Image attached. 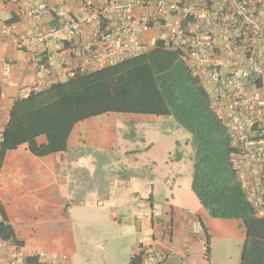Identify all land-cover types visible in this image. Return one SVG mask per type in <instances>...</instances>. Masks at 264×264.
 <instances>
[{"label":"crops","instance_id":"0c3cea01","mask_svg":"<svg viewBox=\"0 0 264 264\" xmlns=\"http://www.w3.org/2000/svg\"><path fill=\"white\" fill-rule=\"evenodd\" d=\"M46 1L63 19L75 8L66 0ZM16 10L15 4H8L2 13L3 22L12 30L7 36L0 35V114L5 121L16 99L27 96L35 76L29 53L16 48L15 37L50 32L56 24L51 17L45 21L21 19ZM158 34L153 30L147 39ZM45 46H36L34 54L52 60L50 45ZM9 61L18 68L3 82L2 71ZM151 120L164 123L149 128L141 125ZM139 131H145L144 136L155 132L158 136L146 142L144 155L135 156L137 162L151 163L159 171L149 181L150 190L142 195L134 187L139 176L109 181L103 190H70L72 179L64 152L35 157L27 144L6 152L0 166V205L21 245L0 239V264H9L18 252L24 258L37 252L52 253L68 264H131L138 241L151 233L167 251L163 264H240L246 230L240 220L212 218L199 203L191 190V137L172 117L103 114L77 123L67 147L132 151ZM36 142L43 145L47 141L40 136ZM159 142L167 149L159 150ZM178 152L180 156L175 157ZM135 196L149 197L158 205L161 215L153 228L146 220L133 217ZM168 224L172 234L166 238L163 231Z\"/></svg>","mask_w":264,"mask_h":264},{"label":"built area","instance_id":"2783aa9c","mask_svg":"<svg viewBox=\"0 0 264 264\" xmlns=\"http://www.w3.org/2000/svg\"><path fill=\"white\" fill-rule=\"evenodd\" d=\"M66 1L75 8L63 19L46 0H0L2 36L12 33L2 20L8 4L17 6L21 19L56 20L50 32L15 37L16 48L29 53L35 67L28 91L114 67L159 43L178 55L208 94L209 106L235 148L230 163L241 189L255 216L264 218V0ZM153 30L158 36L147 39ZM47 44L52 60L34 54L36 46ZM16 68L15 62H6L1 80L7 81ZM7 122L0 114V143ZM132 214L151 229L161 212L150 198L135 196ZM163 232L169 238L172 226ZM31 257L38 264H68L47 252ZM167 258L151 233L138 241L131 259L132 264H163ZM24 259L18 252L9 264H24Z\"/></svg>","mask_w":264,"mask_h":264},{"label":"trees","instance_id":"16d2710c","mask_svg":"<svg viewBox=\"0 0 264 264\" xmlns=\"http://www.w3.org/2000/svg\"><path fill=\"white\" fill-rule=\"evenodd\" d=\"M103 114L172 117L191 137V190L199 203L212 218L242 222L246 240L240 264H264V218L255 216L231 166L232 140L211 110L202 85L176 53L162 49L159 43L114 67L16 99L0 143V166L6 152L23 144L35 157L58 152L69 155L67 142L74 126ZM40 136L46 144L36 142ZM0 214V239L20 246L1 205ZM24 264L38 263L26 257Z\"/></svg>","mask_w":264,"mask_h":264},{"label":"rangeland","instance_id":"374dc122","mask_svg":"<svg viewBox=\"0 0 264 264\" xmlns=\"http://www.w3.org/2000/svg\"><path fill=\"white\" fill-rule=\"evenodd\" d=\"M160 123L164 122L151 120L149 122H141V125H144L145 128H149V126L152 127ZM181 130L190 137L189 133L182 128ZM143 133H145V131ZM143 133L141 131L136 133L135 137L138 138L136 140L137 145L134 147L135 143H133L132 151H103L99 152L100 156L96 158L93 154L89 153V148L87 147L71 150L72 152L67 155L72 179L70 190H103L108 186L105 185V183L107 184L109 181L115 179L121 180V178L131 179L130 177L132 176H139V178L142 179H139V182L134 186L139 195L144 194L146 190H150V185L152 183L149 181H153L151 178L158 175L159 171L153 170L151 163L143 161L137 162L135 156L141 157L139 154L141 155V153L147 149L148 144L146 142L150 139L158 138V136L155 134L156 132L147 136H144ZM156 145L159 150L161 147L164 148L162 142H159V144L156 143ZM164 149H167V147ZM177 156H180L179 152L176 153L175 157ZM149 157L150 156L147 158ZM189 162L190 164L193 163V157ZM101 175L104 176L103 179L100 178ZM182 190H184V188H182Z\"/></svg>","mask_w":264,"mask_h":264},{"label":"clouds","instance_id":"9594fccd","mask_svg":"<svg viewBox=\"0 0 264 264\" xmlns=\"http://www.w3.org/2000/svg\"><path fill=\"white\" fill-rule=\"evenodd\" d=\"M48 89V88H47ZM46 90V89H45ZM43 91V90H42ZM38 92H40V91H38ZM30 92L28 91V93H27V95L29 94Z\"/></svg>","mask_w":264,"mask_h":264}]
</instances>
